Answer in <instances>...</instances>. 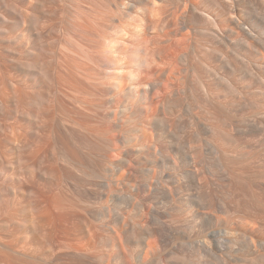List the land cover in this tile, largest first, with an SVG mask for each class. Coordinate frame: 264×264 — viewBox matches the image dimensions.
Masks as SVG:
<instances>
[{"label":"bare ground","instance_id":"1","mask_svg":"<svg viewBox=\"0 0 264 264\" xmlns=\"http://www.w3.org/2000/svg\"><path fill=\"white\" fill-rule=\"evenodd\" d=\"M5 2L1 38L30 40L36 55L19 43L21 75L0 91V115L14 119L0 136L1 213L17 222L12 238L25 235L17 250L0 236V252L23 264H264V0H114L111 15L77 6L58 40L66 51L56 71L37 55L46 34L25 27L30 11ZM12 17L23 27L15 39ZM42 85L50 95L37 91ZM30 129L49 159L45 185L31 168L9 176L5 149H33ZM132 182L150 191L135 224H146L141 232L91 202ZM26 187L44 198L30 217L17 209ZM68 194L95 232L75 229L62 204ZM37 234L49 241L46 253L31 240ZM171 245L181 255H167Z\"/></svg>","mask_w":264,"mask_h":264},{"label":"rangeland","instance_id":"2","mask_svg":"<svg viewBox=\"0 0 264 264\" xmlns=\"http://www.w3.org/2000/svg\"><path fill=\"white\" fill-rule=\"evenodd\" d=\"M7 1L9 3V5H11V7L22 6L20 8H26L30 11L31 18H30V21H28V23H26L25 27L26 28L28 27V29H31L34 33H37V30H39L40 32H43L46 34V38H44L42 40V42L47 46V48H46V50H44L45 52H41V53L38 52L37 55L41 54L40 59H41L42 63L44 65H46L47 67H49L50 69H53L54 71H56L58 66L64 64V62L62 61V54L64 51H66L64 48H62L60 45H58V40L62 36V31H63L64 27L67 26L66 23L71 18H73L75 8L78 6L85 13H89L93 10L101 9V10L107 12V15H111L113 10H112V8L109 7V5L112 4V2L114 0H106L107 2L105 3L106 4L105 7H104L103 0L102 1L101 0H0V7L2 6V4L4 2L7 3ZM129 1L130 0H124V3H128ZM24 6H27V7H24ZM29 7H30V9H29ZM159 16H160L159 13L156 14L157 18H155V19L160 20L161 16L160 17ZM10 20H12V21H10ZM10 20H9L10 26H8V29L10 31L11 39H12L14 37L13 34H15V37H17L22 32L23 27H20V26L14 24L15 21H13V17L10 18ZM1 27H2V25L0 23V29H1ZM13 28H15V30ZM11 29H13L14 31H11ZM15 37L13 39H15ZM3 39H4V37L1 38V35H0V91H5L8 80L10 78H14L15 76L17 77V76L21 75V69L19 66H17L18 61L20 60L19 57H21V59H23L22 57L26 56V48L23 49V47H21V44H19V43H22L23 41L25 42L26 39L22 40L18 44L16 42H11V41H8L7 39L6 40L5 39L3 40ZM26 42H28L27 46L29 48L28 49L29 52L34 53L33 56H35L36 55L35 54L36 52L34 50L35 45L33 43H31L30 40H28ZM10 43L12 45H10ZM15 45L17 46L18 49L15 47ZM18 45H20V46H18ZM32 48H33V51H30V49L32 50ZM8 49L13 50V53L11 51H9ZM15 52H16V54H15ZM29 52H27V53H29ZM26 57L24 59H26ZM11 58H12V61L9 60ZM13 60H14L15 64H14ZM60 61H62L63 64H61L62 62H60ZM16 67H18L19 69ZM94 82L97 84L101 83L100 81H97V80ZM95 83H94V85L96 87L102 86V85L101 86L97 85ZM37 91H40L45 96L51 94V89L47 85H42ZM7 106L9 107V109H11L9 104H7ZM6 117L7 118H4V116L0 115V136H1V138H4V136L7 135V133H6L7 129L12 127V125L14 123V119H12L11 117H9V119H8V116H6ZM34 130L35 129H30L28 134H27V140L30 144L33 145V149H27L26 148L23 150H19L14 145H7V148L5 149V151H6L7 157H8L7 161H8V165H9V173H12L9 176H12L13 174L18 173V171H21L22 174H26L31 168L33 170L32 174H31V178H34L36 181H39L41 184L45 185V181H47L49 179L47 172H48V168H50V163H49V159L47 158L48 157L47 155H45L42 151L38 152V150L40 148H42V142H40V140L38 139ZM35 146L37 147V152H34ZM141 175L143 176V174H141V173H140V175H139V173L137 175L138 177L140 176L139 177L140 179L138 178L136 180L138 183H140L141 180L143 179V177L141 178ZM153 181L155 182V180H152V182ZM142 182H144V180H142ZM142 182L140 184H142ZM131 184L125 183L124 186L121 185V188L120 187L119 188H120V190L122 189V191L127 185V188H125L123 192L119 191L120 193L118 192V194H114V192L112 191V193L109 194L108 196H106L105 198H103V200L102 199L91 200V202L94 203L95 206H98V207L100 206L101 203H105V204L107 203L108 204V207H109V208L107 207L108 208L107 212H108V216H109L108 220H110L111 217L113 218L114 216H116L115 213L117 215H118V213H120V215L123 213L122 216L123 217L125 216V218H122V220L124 219V222H122V223H123V225L125 224L124 226H126V228H129V229L132 225H135V224L138 225L141 223V222H139L141 219V214L139 212V206H140V203H142L143 198L150 195L149 194L150 191L147 192V191L143 190L144 191L143 192L141 189L137 190V189H134V187H131V186H136L135 182H132ZM169 185H170V189L171 188L173 189V187H175V185L172 186L171 184H168V186ZM7 186L10 187L11 189H13V194H14L15 184H12L11 181L9 180V185H7ZM0 187H6L5 185L2 184L1 180H0ZM121 193H123V195ZM113 194H114V196H112ZM68 195H69L68 201L65 199L62 200V204L64 205L65 208L69 209L72 212V214L74 215V225L76 226V227L75 226L74 227L76 230L78 228V231H79V232L78 231L77 232L80 233L81 232L80 230H82V231L85 230L87 232H89V231L95 232L96 226L94 223L90 222V218L87 215V213L85 212V210L80 209V207L77 206L75 198L73 197L72 194H68ZM130 195H133V196H130ZM12 197H13V195H9L6 197V199H11ZM43 199H44L43 193H38L37 189L35 187H26L23 195L21 196V205L18 206L17 209L18 210L25 209L27 211V213L26 214L22 213L21 215H24V217H30L32 215V213L28 214V211L32 210V205L35 204L36 201L43 200ZM52 199L60 202L61 197L60 198H54V196H53ZM165 201L166 200H162V203L164 205L162 207V210L164 212L167 208L165 206L169 205L168 201L167 202H165ZM98 203H100V204H98ZM151 203L154 206L155 200L152 199ZM151 203L149 202L150 205H151ZM165 203L167 205H165ZM117 205H120V206H118L119 209L117 208ZM1 208H2V204H0V236H1V238H5L6 239L5 241L11 242L13 245H15L14 248H15V250H17L18 245L24 244V236L25 235L21 234L19 237L12 238L11 234H12V231L17 229V226H18L16 224L17 222L10 220L6 216H3L1 213ZM163 208H165V210ZM167 210H168V208H167ZM22 218H23V216L21 217V219ZM115 218L116 217H114L113 219H115ZM168 219L169 218L166 217L164 220L168 221ZM141 221H142V219H141ZM127 224H129L130 226ZM136 225L134 226V228H136V231H138V232H141V230H143L142 226H144V228L146 226V224L144 222H142V224L140 225L141 229H140V227L138 228ZM131 228L133 229V227H131ZM137 228H138V230H137ZM96 238H98V237H96ZM96 238L94 237L91 241L86 240V242L87 241L91 242V247L93 246L91 248V249H93L92 251L93 252L96 251L94 253H97V255H98V253L101 252L100 250L103 247L101 245H99V244H101V242H100V240H97ZM95 239H96V241H95L96 243L94 242V245H92V243ZM98 239H100V238H98ZM31 240L34 241L35 246L37 245L38 247H40L42 245L43 251H45L43 253H46L47 251H49V248H48L49 241H48V239H46V237L44 235L37 234V236L32 237ZM98 241H99V243H98ZM99 246H101L100 250H99ZM96 247H98V248H96ZM169 247H171L172 249ZM169 247L166 251L167 255L172 256L173 253H176L177 251L178 252L176 254L181 255V250H179V248L181 249V247H179V246H178L179 248L174 247L175 249L173 248L172 245ZM94 248L96 250H94ZM168 250H170L171 252H172V250L173 251L175 250V251L172 252V255H170L171 252H168ZM179 251H180V253H179ZM9 254H11L14 257V264H23L18 259V256L14 252H12V251L0 252V256H5V255L9 256ZM128 255H130V253H128ZM130 256H128V257L130 258ZM169 259L170 258H168V260ZM171 259H172V257H171ZM171 259H170L171 263L169 262V264H180L181 263V262H178L179 260H177V259H175V262L173 261L174 259L173 260H171ZM97 261L92 262L91 264H97L96 263ZM70 263H71L70 258H66L63 261V263H60L57 260L54 261V264H70ZM111 263L113 264L112 261H111ZM111 263H109V264H111ZM181 264H183V263H181ZM197 264H199V262Z\"/></svg>","mask_w":264,"mask_h":264}]
</instances>
